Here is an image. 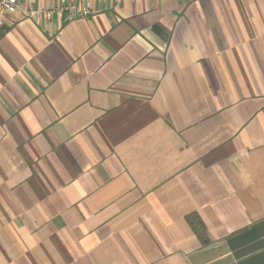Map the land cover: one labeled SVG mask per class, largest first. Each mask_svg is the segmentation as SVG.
Here are the masks:
<instances>
[{"label":"crops","instance_id":"obj_1","mask_svg":"<svg viewBox=\"0 0 264 264\" xmlns=\"http://www.w3.org/2000/svg\"><path fill=\"white\" fill-rule=\"evenodd\" d=\"M17 1L0 264H264V0Z\"/></svg>","mask_w":264,"mask_h":264},{"label":"built area","instance_id":"obj_2","mask_svg":"<svg viewBox=\"0 0 264 264\" xmlns=\"http://www.w3.org/2000/svg\"><path fill=\"white\" fill-rule=\"evenodd\" d=\"M18 10L17 0H0V16H10L16 13ZM65 11L69 13V16L73 17L76 14L74 9L73 0H68ZM89 13L87 9L81 11V15L85 16ZM46 19L50 18V12H42Z\"/></svg>","mask_w":264,"mask_h":264}]
</instances>
